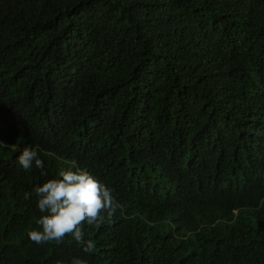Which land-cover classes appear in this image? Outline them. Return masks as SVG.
Here are the masks:
<instances>
[{"label": "trees", "instance_id": "obj_1", "mask_svg": "<svg viewBox=\"0 0 264 264\" xmlns=\"http://www.w3.org/2000/svg\"><path fill=\"white\" fill-rule=\"evenodd\" d=\"M61 168L112 190L91 253L29 239ZM75 258L264 264V0H0V264Z\"/></svg>", "mask_w": 264, "mask_h": 264}, {"label": "clouds", "instance_id": "obj_2", "mask_svg": "<svg viewBox=\"0 0 264 264\" xmlns=\"http://www.w3.org/2000/svg\"><path fill=\"white\" fill-rule=\"evenodd\" d=\"M51 155V153H49ZM19 165L27 171L33 167L41 169V175H47L44 162L38 157L37 150L26 146L18 156ZM37 207L42 214L37 223L42 230L29 231V239L37 244L47 242L60 243L67 235H72L83 252L91 253L95 243L85 238L84 223L94 225L103 222L102 213L111 217L116 208L112 190L98 181L86 169L65 170L61 168L57 178L47 179L34 189ZM30 198L29 193L24 199ZM72 264H85L75 258Z\"/></svg>", "mask_w": 264, "mask_h": 264}]
</instances>
